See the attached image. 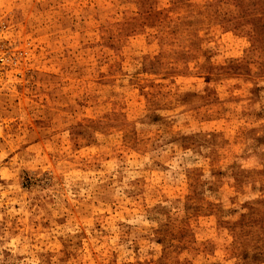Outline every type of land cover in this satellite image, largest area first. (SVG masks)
Here are the masks:
<instances>
[{
  "label": "rangeland",
  "instance_id": "374dc122",
  "mask_svg": "<svg viewBox=\"0 0 264 264\" xmlns=\"http://www.w3.org/2000/svg\"><path fill=\"white\" fill-rule=\"evenodd\" d=\"M0 264H264V0H0Z\"/></svg>",
  "mask_w": 264,
  "mask_h": 264
}]
</instances>
